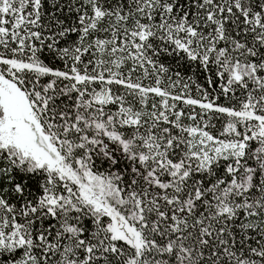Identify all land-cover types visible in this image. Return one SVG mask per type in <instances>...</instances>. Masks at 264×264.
<instances>
[{
    "label": "snow or ice",
    "instance_id": "6c2138e0",
    "mask_svg": "<svg viewBox=\"0 0 264 264\" xmlns=\"http://www.w3.org/2000/svg\"><path fill=\"white\" fill-rule=\"evenodd\" d=\"M0 264H264V0H0Z\"/></svg>",
    "mask_w": 264,
    "mask_h": 264
}]
</instances>
